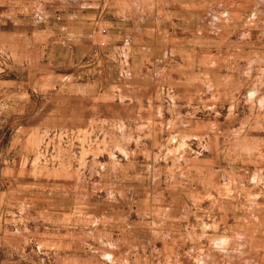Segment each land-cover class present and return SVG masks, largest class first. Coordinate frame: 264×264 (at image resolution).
Segmentation results:
<instances>
[{
    "label": "rangeland",
    "instance_id": "374dc122",
    "mask_svg": "<svg viewBox=\"0 0 264 264\" xmlns=\"http://www.w3.org/2000/svg\"><path fill=\"white\" fill-rule=\"evenodd\" d=\"M67 1L0 0V97L48 90L35 23ZM102 4L175 23L166 75L80 125L0 115V264H264V0Z\"/></svg>",
    "mask_w": 264,
    "mask_h": 264
},
{
    "label": "crops",
    "instance_id": "0c3cea01",
    "mask_svg": "<svg viewBox=\"0 0 264 264\" xmlns=\"http://www.w3.org/2000/svg\"><path fill=\"white\" fill-rule=\"evenodd\" d=\"M102 1H67L58 5L60 14L35 23L43 29L39 44L48 90H8L0 97L6 121L20 129L80 125L102 91L147 90L155 87L150 81L164 80L166 68L159 62L173 47L175 23L166 29L158 13L134 5L120 14L118 4L106 8ZM17 138L22 139L16 130L14 144Z\"/></svg>",
    "mask_w": 264,
    "mask_h": 264
}]
</instances>
